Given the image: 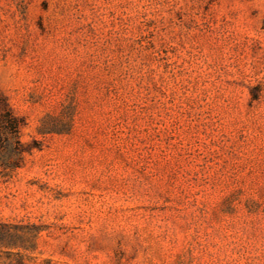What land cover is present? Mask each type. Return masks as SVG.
<instances>
[{
    "label": "rangeland",
    "instance_id": "rangeland-1",
    "mask_svg": "<svg viewBox=\"0 0 264 264\" xmlns=\"http://www.w3.org/2000/svg\"><path fill=\"white\" fill-rule=\"evenodd\" d=\"M0 92V264H264V0H0Z\"/></svg>",
    "mask_w": 264,
    "mask_h": 264
},
{
    "label": "trees",
    "instance_id": "trees-1",
    "mask_svg": "<svg viewBox=\"0 0 264 264\" xmlns=\"http://www.w3.org/2000/svg\"><path fill=\"white\" fill-rule=\"evenodd\" d=\"M23 119L17 116L0 92V177L11 178L23 168L25 156L40 150L38 141L22 140Z\"/></svg>",
    "mask_w": 264,
    "mask_h": 264
}]
</instances>
